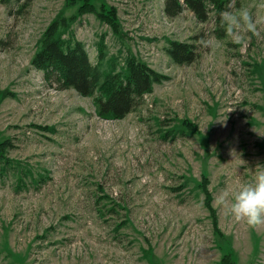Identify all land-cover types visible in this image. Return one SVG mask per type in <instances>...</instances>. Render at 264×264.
Returning a JSON list of instances; mask_svg holds the SVG:
<instances>
[{
  "label": "rangeland",
  "instance_id": "obj_1",
  "mask_svg": "<svg viewBox=\"0 0 264 264\" xmlns=\"http://www.w3.org/2000/svg\"><path fill=\"white\" fill-rule=\"evenodd\" d=\"M241 5L257 30L236 42L215 13L170 18L165 0L0 2V264H222L231 245L264 264V224L217 203L264 164V6ZM55 21L103 71L135 58L166 79L126 118L99 117L33 65ZM173 41L196 62L174 63Z\"/></svg>",
  "mask_w": 264,
  "mask_h": 264
},
{
  "label": "trees",
  "instance_id": "obj_2",
  "mask_svg": "<svg viewBox=\"0 0 264 264\" xmlns=\"http://www.w3.org/2000/svg\"><path fill=\"white\" fill-rule=\"evenodd\" d=\"M12 1L0 0L2 4ZM228 3V0H165L164 12L168 17L176 18L189 9L200 22H206L212 13L220 20V13L228 7ZM112 12L114 17H111L109 24L116 27V13ZM60 26H63L60 21L49 26L33 65L44 73L45 79L54 80L60 88L74 89L83 97H92L99 117L114 120L126 118L141 105L155 84L166 79L135 58H130L126 68L121 71L105 72L99 64L91 62L83 42L68 43L58 37ZM167 53L174 63L180 65H190L198 59L195 45L185 42H171ZM231 246L230 254L222 264H238Z\"/></svg>",
  "mask_w": 264,
  "mask_h": 264
},
{
  "label": "clouds",
  "instance_id": "obj_3",
  "mask_svg": "<svg viewBox=\"0 0 264 264\" xmlns=\"http://www.w3.org/2000/svg\"><path fill=\"white\" fill-rule=\"evenodd\" d=\"M261 6H264V0H261ZM220 21L226 35L236 42L241 41V32L257 30L252 11L244 5L233 7V0H230L228 7L220 13ZM199 43L205 47L220 45V41L214 37L201 38ZM217 203L220 206L227 204L229 215L238 221H245L251 227L264 224V164L255 167L251 179L238 183L231 192L226 191L219 196Z\"/></svg>",
  "mask_w": 264,
  "mask_h": 264
}]
</instances>
